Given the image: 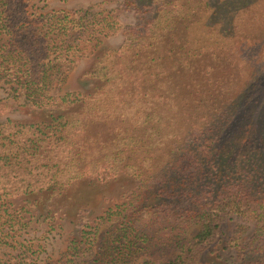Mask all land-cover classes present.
Segmentation results:
<instances>
[{
	"label": "trees",
	"instance_id": "1",
	"mask_svg": "<svg viewBox=\"0 0 264 264\" xmlns=\"http://www.w3.org/2000/svg\"><path fill=\"white\" fill-rule=\"evenodd\" d=\"M127 4L138 21L125 30L122 47L101 50L85 75L90 92L56 99L50 88L59 90L74 59L100 45L96 27L105 32L114 23L88 10L31 18L24 0H0V34L8 36L0 45V81L52 114L68 108L52 118L59 137L42 138L38 127L23 139L25 126L0 124V264H81L108 222L90 264H131L159 248L179 252L142 264H202L208 254L224 259V250L232 262L220 264H264V0ZM67 138L73 145H64L69 152L60 164L79 172L66 184L89 176L103 185L127 175L137 185L93 218L80 208L77 235L57 260L42 262L19 234L30 225L24 208L7 205L47 192L35 186L42 180L57 181L56 171L35 176L40 169L24 163L39 144ZM232 218L238 221L223 240ZM195 225L200 229L185 244Z\"/></svg>",
	"mask_w": 264,
	"mask_h": 264
},
{
	"label": "rangeland",
	"instance_id": "2",
	"mask_svg": "<svg viewBox=\"0 0 264 264\" xmlns=\"http://www.w3.org/2000/svg\"><path fill=\"white\" fill-rule=\"evenodd\" d=\"M24 1L31 18L36 14L60 9L71 13L88 10L91 14H97V18L107 17V19L114 23V30L107 28L105 32H99V29H102V27L99 25L98 28L96 27L97 36L100 38V45L97 48L92 47V51L88 55L74 59L72 69L59 90L56 86L50 88L48 94L59 99L60 96L70 93H78L79 97L82 98L83 95H87L90 92L85 75L98 62L97 56L101 50L103 48L117 49L122 47L126 42L125 30L138 21L137 12L127 2L142 4L150 0ZM77 35L78 32L75 33V36L72 34V37L75 38ZM7 41L8 36L0 34V45L7 43ZM11 86L5 80L0 81V105H7L3 109L0 107V124L8 122V127H17L16 125L19 124L25 126L20 129L22 132L20 137L23 139L29 137L30 133L28 131H33L38 127L37 132L44 133L41 135L42 138H48L51 132H58L57 137H59V132L62 129L55 122L56 120L52 118L58 115V113L68 111V108H61L60 112L54 111L56 114H52L50 106L39 107L32 105V103L27 101L22 91H13L11 90ZM71 141L73 140L67 138L64 141H45L43 145L39 144L38 152L34 156L29 155L24 163V167L30 171L34 167L40 169L38 172L32 171L35 176H39V174L46 175L42 173L43 170L50 168L52 172H57V181L49 183L48 180H42V183L35 186L45 188V190H48L47 192L40 190L42 193L37 197L28 195L18 196L10 199L7 205L11 208H24L25 211L22 215L30 225L26 230L20 231L19 234L23 235L22 237L20 236L22 240H27L35 245L38 257L43 260L42 262L49 259L57 260L66 249L67 240L77 235L78 227L76 221L77 212L80 208L85 212V216L93 218L108 210L122 198L128 196L137 185V180L127 175H120L118 178L111 179L103 185L91 183L93 179H90L89 176H85L83 180L78 179V181L74 178L69 184H66V180L74 175H78L79 172L76 171V165L66 166L60 164L62 156L69 152V150L65 149L64 145H73L69 143ZM25 143H29V141ZM36 147H29V149L32 151ZM45 184L49 186H45ZM155 191L156 188H154L153 192ZM237 221V218H232L223 224V240H226L232 234ZM111 223L108 222L101 225L95 244L86 252L81 264H90L94 259L100 246L101 235ZM199 229V225L191 227L184 238V243L186 244ZM219 247L221 248L222 244H219ZM178 252L179 250L176 248H159L135 257L131 264H142L146 260H153L155 262L164 261L175 257ZM222 255H224V259H227L228 262H232L231 251L224 250ZM214 257L212 254L205 255L202 264H220L224 261V259H216Z\"/></svg>",
	"mask_w": 264,
	"mask_h": 264
}]
</instances>
